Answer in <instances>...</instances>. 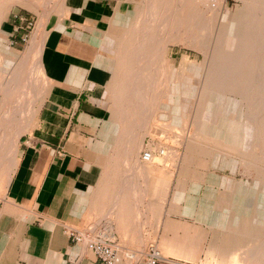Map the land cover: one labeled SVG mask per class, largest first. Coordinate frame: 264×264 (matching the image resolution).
<instances>
[{
    "label": "crops",
    "instance_id": "0c3cea01",
    "mask_svg": "<svg viewBox=\"0 0 264 264\" xmlns=\"http://www.w3.org/2000/svg\"><path fill=\"white\" fill-rule=\"evenodd\" d=\"M74 2L46 16L15 2L0 16V264H103L66 226L112 239L118 264H147L152 248L194 262L258 264L246 252L264 240L257 187L232 179L199 205L170 190L168 205L130 160L121 173L108 159L119 129L104 89L106 31L133 0ZM16 11L34 17L25 43L13 30ZM41 76L47 83L35 97Z\"/></svg>",
    "mask_w": 264,
    "mask_h": 264
},
{
    "label": "rangeland",
    "instance_id": "374dc122",
    "mask_svg": "<svg viewBox=\"0 0 264 264\" xmlns=\"http://www.w3.org/2000/svg\"><path fill=\"white\" fill-rule=\"evenodd\" d=\"M15 2L20 9L40 16L64 8V3H75L74 0H0V16ZM84 2L88 6L89 0ZM176 2L133 0L132 7L106 31V61L110 70L104 89L112 107L111 116L119 129L107 157L115 159V167L121 173L130 160L132 172L145 174L148 191L157 185L164 204H168L169 191L175 190L181 200L187 201L195 195V204L199 205L205 200V191L214 188L225 191L226 182L233 179L244 182L249 190L257 187L256 197L262 207L264 126L256 135L255 128L246 125L250 115L258 113L254 110L259 111L258 102L256 105L254 102L263 97L262 91L261 94L258 91L260 81L254 79L258 58L254 43L264 28V0H185L182 8L187 12L177 17L188 19V29L162 31ZM174 16L171 15L172 19ZM217 39L225 52L230 53L231 48L237 51V55L224 57L229 59L226 62L232 68L229 72L240 69L237 72L240 78H230L224 71L225 63L223 70L220 68L215 59ZM32 82L39 94L45 90H42L47 83L45 76ZM35 94L37 97L38 93ZM215 107L237 113L241 126L236 130L215 126L221 119L213 116L208 119L216 113ZM18 113L23 114L20 110ZM16 120L22 119L16 117ZM144 148L152 151L150 160L143 159ZM142 168L145 171L138 170ZM250 201L247 196L240 204ZM260 212H264V207ZM252 233L258 238L257 229ZM262 242H259L261 247ZM255 248L246 251L252 258L258 255L253 252ZM197 263L219 264L207 260ZM234 264L252 262L234 261Z\"/></svg>",
    "mask_w": 264,
    "mask_h": 264
},
{
    "label": "bare ground",
    "instance_id": "6f19581e",
    "mask_svg": "<svg viewBox=\"0 0 264 264\" xmlns=\"http://www.w3.org/2000/svg\"><path fill=\"white\" fill-rule=\"evenodd\" d=\"M29 0H27V2H28ZM151 1H153V0H151ZM63 2V1H62ZM185 0H177V5L175 6V8L173 9V13L171 14V15H173V14H175V16L173 17V19H172V17H171V15L168 17V21H167V23L165 24V25H163V27H161V29H162V31H166V30H168V29H173L174 28V30L175 29H177V30H179V29H182V28H184L185 30H187L188 29V27H189V25H188V19H184L183 17L182 18H179V17H177L178 15H180V13H186L187 11L186 10H184L182 7L185 5ZM147 5H150L149 4V2H148V4ZM152 6H153V4H152ZM151 6V7H152ZM191 6V5H190ZM189 6V7H190ZM151 7H148L149 8V13H150V10H151ZM154 9V8H153ZM152 14V13H151ZM151 16V15H150ZM227 21V20H226ZM164 23V22H163ZM151 25V24H150ZM149 25V26H150ZM114 26V25H113ZM42 27H43V25H42ZM150 28L151 27H149V30H150ZM42 29H44V28H42ZM147 29V28H146ZM148 30V29H147ZM39 32H41L40 31V29H39ZM162 34H163V32H162ZM146 35H147V33H146ZM164 35V34H163ZM242 35V34H241ZM254 36V35H253ZM146 37V36H145ZM235 37H233V40H236V41H234V43L235 44H238V40L237 39H234ZM237 38V37H236ZM242 38V37H241ZM251 41H252V39H251ZM233 43V44H234ZM253 44V43H252ZM255 44V49L257 50V54H258V58H256L257 59V62H256V66H255V78L254 79H257L256 81H260V84H258L259 85V90L258 91H260V94H261V91H262V95H263V97L261 98V99H259V100H257L256 99V101L254 102L255 103V105H256V102H258L257 103V106H258V108H257V110H259V111H256V110H254L255 112H258V113H252V114H254V115H250V119H249V123L246 125V123H245V125H246V127L247 128H255V130H256V135H259L258 133H260L259 131L261 130H263V126H264V84H262L261 82H262V80H264V60L262 59L263 58V56H264V28L263 29H261L260 30V33L258 34V37H257V39H256V43H254ZM253 44V45H254ZM141 45H143V44H141ZM140 46V45H139ZM143 47V46H142ZM254 49V48H253ZM216 56H215V59H217L218 61H219V65H220V68L223 70V66H222V63H225V66H224V71L225 72H227V73H229V75H230V78H240L241 76L239 75V74H237V72L238 71H240V69L237 71V72H234V73H231V72H229V70H232V68H229V67H227L226 66V62L229 60H227L226 58H228V57H224V56H226V55H230V54H232V55H237V51L235 50V49H232L231 48V52L230 53H228L227 51V53L224 51V48H223V45L222 44H220L219 43V41H218V39H217V43H216ZM254 51V50H253ZM231 65V64H230ZM229 65V66H230ZM244 70H245V68H244ZM241 72V71H240ZM15 73V72H14ZM246 74V73H245ZM19 76H20V74H19ZM246 76V75H245ZM11 80H13V79H11ZM243 82H244V80H243ZM264 83V82H263ZM12 84V83H11ZM9 85V84H8ZM253 88V87H252ZM9 89V88H8ZM7 89V90H8ZM10 90V89H9ZM249 90V89H248ZM244 91H245V89H244ZM36 92H38L37 91V89L35 90V93ZM246 92H249V91H246ZM245 92V93H246ZM8 93V92H7ZM9 94V93H8ZM32 95V94H31ZM38 95H39V93H38ZM247 95V94H246ZM258 95V94H257ZM35 96H36V94H35ZM247 96H249V95H247ZM261 96V95H260ZM33 97V96H32ZM205 97V96H204ZM248 101V100H247ZM246 104V103H245ZM20 106V105H19ZM214 111H216V113L215 114H211V115H209L208 116V119H212V117L211 116H213V119L214 118H220L221 119V123L219 122V124L218 123H216L215 122V126H217V125H222V126H225V127H227V128H232V130H236V129H238L239 128V126L238 125H240V122H238V117H240L237 113H235V114H230L229 113V110L228 111H225V108H223L222 107V109L220 108L219 109V107L217 108V107H215V109H213ZM230 110H233V109H230ZM225 122V123H224ZM241 126V125H240ZM21 130V129H20ZM22 131H25V129L23 130L22 129ZM261 136V135H260ZM262 137V136H261ZM259 138V137H258ZM260 141H261V138L259 139ZM261 144H262V141H261ZM260 147V146H259ZM263 147V146H262ZM256 150V149H255ZM148 152H149V155L148 156H144L143 155V159L144 160H150L152 157H153V155H152V151H150V150H148ZM263 155V154H262ZM258 242V241H257ZM260 243H263L262 241L260 242ZM258 244L259 246L257 247L256 246V248H255V250L253 251L256 255H257V257L255 256V258H253L254 260H259L260 262H258V264H264V244L262 245V247H261V244ZM160 252V251H159ZM252 252V251H251ZM161 253V252H160ZM253 253V254H254ZM162 254V253H161ZM249 254H250V252H249ZM254 262V261H253ZM255 263H256V261H255Z\"/></svg>",
    "mask_w": 264,
    "mask_h": 264
},
{
    "label": "built area",
    "instance_id": "2783aa9c",
    "mask_svg": "<svg viewBox=\"0 0 264 264\" xmlns=\"http://www.w3.org/2000/svg\"><path fill=\"white\" fill-rule=\"evenodd\" d=\"M13 30L19 32L18 39L21 43H25L34 26V17L22 11L13 12ZM143 155L148 156L147 149L143 150ZM1 202V198H0ZM64 231L75 242H84L86 247L92 251L97 259L103 264H118L119 263V246L112 240L103 237L99 234L88 235L81 229L74 226L64 227ZM157 261H162L165 264H200L187 259H180L161 254L157 249L152 248L146 252V263L154 264Z\"/></svg>",
    "mask_w": 264,
    "mask_h": 264
}]
</instances>
